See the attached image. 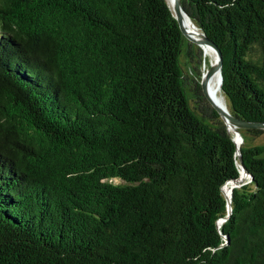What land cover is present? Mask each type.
<instances>
[{
  "label": "trees",
  "instance_id": "1",
  "mask_svg": "<svg viewBox=\"0 0 264 264\" xmlns=\"http://www.w3.org/2000/svg\"><path fill=\"white\" fill-rule=\"evenodd\" d=\"M180 2L264 123V0ZM203 65L167 0H0V264H264V144L217 226L240 170Z\"/></svg>",
  "mask_w": 264,
  "mask_h": 264
},
{
  "label": "water",
  "instance_id": "2",
  "mask_svg": "<svg viewBox=\"0 0 264 264\" xmlns=\"http://www.w3.org/2000/svg\"><path fill=\"white\" fill-rule=\"evenodd\" d=\"M169 6L171 8V11H172L174 18L177 21V24L179 26V29H180L182 35L189 42L196 44L200 48L202 45L210 46L216 55V64L215 65L210 64L206 70L203 69L202 76H201V88H202L203 94L206 97V99L208 100V102L211 104V106L220 115L221 119L223 120L224 124L226 125L227 130L229 132L233 133L232 140H233V143L235 145V155L238 159V166H239V170H240L238 179L229 181L221 187V192L224 195V198L226 200L227 215L225 217L219 219L216 222V225L219 226L222 222H224L227 219L228 215L231 212L230 198H231L233 188L241 186L243 183H245L246 179L249 177V175L247 174L246 170L244 169V167L242 165V161H241V157H240V146L239 147L237 146L235 136L239 135V137L241 138V135L239 133L240 129L259 128V129L264 130V123L238 120V119L234 118L233 116H231L229 112L225 111L216 101H214L211 98V92H210L208 82L215 74H218V76H219L218 84H219V87L221 89V83H222V71H221L222 57H221V53H220L219 49L216 47V45L212 41H210L202 32L198 31L199 39H194L187 32V30L185 29V24H184L185 20L189 21L193 27H195V26L192 23V21L190 20V18L188 17V15L184 12L180 0H172L171 4H169ZM227 185L230 187L229 196H226L223 193V187L227 186ZM223 238L225 240L224 244H227L228 237L224 236Z\"/></svg>",
  "mask_w": 264,
  "mask_h": 264
},
{
  "label": "bare ground",
  "instance_id": "3",
  "mask_svg": "<svg viewBox=\"0 0 264 264\" xmlns=\"http://www.w3.org/2000/svg\"><path fill=\"white\" fill-rule=\"evenodd\" d=\"M172 2V0H171ZM171 2L168 4H171ZM185 29L187 30V32L194 38V39H199L198 37V30L192 26V24L185 20ZM202 50H203V53L205 56H208L210 58H212L213 60H215V63L214 65L216 64V55L214 53V51L212 50V48L208 45H202L201 46ZM219 76L218 74H215L208 82V85H209V88H210V92H211V98L216 101L225 111L228 112V108L226 106V103L223 99V97H221L219 95V91H220V87H219ZM241 138L239 137V135L237 136L236 135V144L237 146H241ZM224 187H227V186H224ZM224 187H223V190H224ZM229 190V193L228 195L230 194V189Z\"/></svg>",
  "mask_w": 264,
  "mask_h": 264
},
{
  "label": "rangeland",
  "instance_id": "4",
  "mask_svg": "<svg viewBox=\"0 0 264 264\" xmlns=\"http://www.w3.org/2000/svg\"><path fill=\"white\" fill-rule=\"evenodd\" d=\"M167 1H168L169 3L171 2V0H167ZM201 50H202V48H201ZM202 54H203V56H204V59L206 60V65H203V66H202V71H203V69L206 70L210 64L214 65L215 60H213L212 58H210V57H208V56H205L204 53H203V50H202ZM184 68H185V67H184ZM219 95H220L221 97H223L220 91H219ZM223 99H224V97H223ZM224 101H225V99H224ZM225 103H226V101H225ZM226 106H227V105H226ZM239 133H240V132H239ZM232 134H233V133H232ZM240 135H241V134H240ZM235 140H236V136H235ZM241 140H242L241 145L252 146V145L264 144V134H262V135H260V136H258V137H254V138H246L245 141L242 139V136H241ZM112 182H113V183H120L118 180H112ZM227 188H228V187H227ZM224 190L226 191L225 188H224Z\"/></svg>",
  "mask_w": 264,
  "mask_h": 264
}]
</instances>
